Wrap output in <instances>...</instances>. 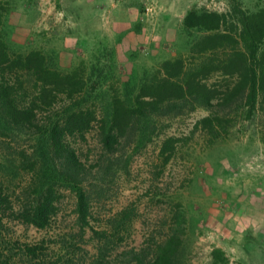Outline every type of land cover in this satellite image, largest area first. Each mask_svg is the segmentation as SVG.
<instances>
[{
	"label": "rangeland",
	"instance_id": "obj_1",
	"mask_svg": "<svg viewBox=\"0 0 264 264\" xmlns=\"http://www.w3.org/2000/svg\"><path fill=\"white\" fill-rule=\"evenodd\" d=\"M238 1L249 12L264 6V0ZM231 5V0H0V35L10 58L39 51L44 66L60 74L43 81L33 70H22L20 84L11 67L5 69L16 101L34 111L32 124L17 125L5 122L0 107V190L15 207L27 202L25 191L40 162L36 169L29 164L38 160L48 126L61 123L69 107L94 114L83 134L65 138L83 166L78 180L90 199L88 224L77 221L75 194L58 177L57 210L47 227L4 218L1 260V254L17 260L30 244L42 245L47 258L68 249L82 264H99L101 241L94 231L105 229L112 240L107 260L124 264L120 252L142 247L149 258L173 229L181 241L177 264H264V95L250 117L243 93L219 105L239 77L222 68L232 49H203L196 42L206 32L182 24L191 8L226 12ZM176 59L183 70L173 76L169 67L172 79L182 81L184 73L201 69L196 81L214 90L215 105L207 109L187 92L171 98L170 107L159 102L157 109L146 105L145 114L131 113L138 95L144 101L155 97L147 87L158 85L167 73L163 63ZM112 106L127 113L120 123H105L122 125L117 143L107 150L100 130ZM210 113L220 118L213 129L197 123ZM168 138L173 147L163 150ZM213 250L225 259L215 260Z\"/></svg>",
	"mask_w": 264,
	"mask_h": 264
},
{
	"label": "trees",
	"instance_id": "obj_2",
	"mask_svg": "<svg viewBox=\"0 0 264 264\" xmlns=\"http://www.w3.org/2000/svg\"><path fill=\"white\" fill-rule=\"evenodd\" d=\"M231 1V8L226 12L197 11L191 8L183 16L182 24L186 29L195 28L206 32L196 42V45L206 47H203V49L213 50L227 46L232 49L227 54L228 58L225 59L222 68L224 69V74H237L239 77L236 84L225 93L223 98L217 100V103L219 105L226 104L233 100L236 95L243 93L245 94V102L248 107L247 117H250L259 96L264 95V47H261L264 40V6L255 12H249L241 7L238 0ZM44 61L45 59L39 51H30L26 55L15 54L13 58H10L7 47L0 35V107L4 113L3 119L6 123L13 122L17 125L32 124L34 111L32 107H21L16 101L17 99L12 91L13 84H10L4 77L5 73H7L5 69L8 66L11 67L10 71H13L16 81L20 84L19 75L22 70H33L38 79L43 81L50 78H59L60 74L46 68ZM163 65L167 73L162 81L157 82L158 85L144 86L150 91H155L157 96L154 95L155 97L144 101L138 99L140 97L138 95L136 98L137 104L131 108V113L139 112L145 114L146 105L157 109L159 102H166L165 107H170L175 103L171 105L170 103L172 102H168L171 98H184L187 92L188 94H197L201 105L207 109L215 105L212 102L216 98L214 90L196 81L195 75L200 73L201 69L190 71L192 74L190 72L184 73L186 77L181 81V79H172V75H179V72L181 73L183 70L181 59H176L172 62L165 61ZM169 67H172L174 74L171 75L169 73ZM197 86L204 89L199 90ZM169 94L174 95V97H165ZM126 113L124 109L112 106L111 110L103 117L100 135L101 143L107 150L113 149L114 143H117V137L122 131V125L120 124L121 126H117V128L110 125L109 128H106L105 123L107 121L112 123L113 121L119 122L118 120L124 118ZM93 118V112L88 109L69 107L61 123L56 122L48 126L46 132L39 140V158L38 160H32L31 164H29L32 169H36L37 163L40 162L32 182L25 191L24 198L27 202L15 207L9 196L0 190V235H2L1 230L4 227L3 221L5 217H13V219L18 220L22 224L32 225L38 229L47 227L57 210L55 205L57 194L54 183L58 177L75 194L74 212L76 213L77 221L81 223V226L88 224L90 199L78 180L82 174L83 166L74 150L66 144L65 138L68 133L83 134L90 127ZM219 121L220 118L216 114L210 113L198 120L197 123H202L204 126L213 129L215 125L219 124ZM172 141L173 138H168L164 142L163 150L166 147L172 148ZM163 150L161 153H163ZM120 221H123V219ZM118 224H120L119 221ZM94 233L98 235L101 241L96 249L95 262L99 264H117V259L112 261V263L107 260L110 251L109 243L112 241L107 236V230H95ZM180 244L179 236L171 229L168 238L157 245L154 252L149 255V258L146 257L148 251L142 247L124 250L119 253V256L125 257L124 264H177ZM60 247L65 249L63 245ZM42 249V245L25 244L20 252L16 254L17 260L13 259L12 254L6 256L1 254L5 258L0 259V264H15L16 261L17 264H31V262L35 264H82L77 258L79 256L74 251L71 252L66 249L64 253H60L55 258H47L43 254ZM212 255L215 260L221 261L225 259L220 250H213Z\"/></svg>",
	"mask_w": 264,
	"mask_h": 264
}]
</instances>
